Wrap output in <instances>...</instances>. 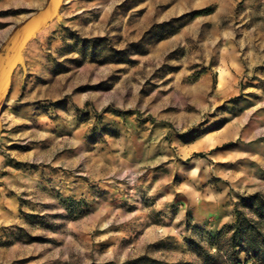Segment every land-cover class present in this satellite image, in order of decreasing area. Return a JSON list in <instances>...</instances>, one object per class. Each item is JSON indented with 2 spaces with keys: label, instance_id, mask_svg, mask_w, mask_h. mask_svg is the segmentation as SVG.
<instances>
[{
  "label": "rangeland",
  "instance_id": "374dc122",
  "mask_svg": "<svg viewBox=\"0 0 264 264\" xmlns=\"http://www.w3.org/2000/svg\"><path fill=\"white\" fill-rule=\"evenodd\" d=\"M0 48V264L246 261L264 0H0Z\"/></svg>",
  "mask_w": 264,
  "mask_h": 264
},
{
  "label": "trees",
  "instance_id": "16d2710c",
  "mask_svg": "<svg viewBox=\"0 0 264 264\" xmlns=\"http://www.w3.org/2000/svg\"><path fill=\"white\" fill-rule=\"evenodd\" d=\"M4 53L5 49L0 48V57ZM235 219L227 230L235 228V235L239 239L235 242L234 236L231 237L230 247L239 248V255L244 253L247 259L244 263L234 260L232 264H248L250 261L264 264V197L252 194L243 199L235 209Z\"/></svg>",
  "mask_w": 264,
  "mask_h": 264
}]
</instances>
